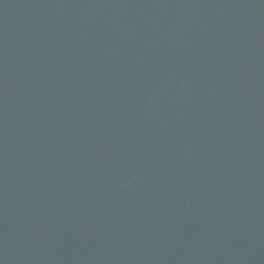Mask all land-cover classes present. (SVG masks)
<instances>
[{
    "label": "water",
    "instance_id": "95a60500",
    "mask_svg": "<svg viewBox=\"0 0 264 264\" xmlns=\"http://www.w3.org/2000/svg\"><path fill=\"white\" fill-rule=\"evenodd\" d=\"M0 264H264V0H0Z\"/></svg>",
    "mask_w": 264,
    "mask_h": 264
}]
</instances>
